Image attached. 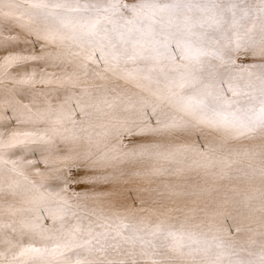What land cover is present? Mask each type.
Instances as JSON below:
<instances>
[{
	"label": "snow or ice",
	"instance_id": "6c2138e0",
	"mask_svg": "<svg viewBox=\"0 0 264 264\" xmlns=\"http://www.w3.org/2000/svg\"><path fill=\"white\" fill-rule=\"evenodd\" d=\"M0 264H264V0H0Z\"/></svg>",
	"mask_w": 264,
	"mask_h": 264
}]
</instances>
